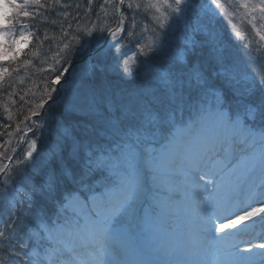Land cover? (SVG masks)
<instances>
[{
  "label": "snow or ice",
  "instance_id": "snow-or-ice-1",
  "mask_svg": "<svg viewBox=\"0 0 264 264\" xmlns=\"http://www.w3.org/2000/svg\"><path fill=\"white\" fill-rule=\"evenodd\" d=\"M99 7L0 0V92L63 37L0 151V264H264V46L229 26L264 0Z\"/></svg>",
  "mask_w": 264,
  "mask_h": 264
},
{
  "label": "trees",
  "instance_id": "trees-1",
  "mask_svg": "<svg viewBox=\"0 0 264 264\" xmlns=\"http://www.w3.org/2000/svg\"><path fill=\"white\" fill-rule=\"evenodd\" d=\"M45 38H46V36L43 37V36L41 35V39H40L41 42H40V45L43 44V43L45 42ZM54 39H57V37H55ZM38 42H39V41H37L35 44L37 45ZM55 43H57V41H55ZM91 44H92V45H91V48H92V46L94 45V42L92 41ZM55 47L57 48V50H59L58 48H60V45L55 44ZM53 51H55V49H54ZM7 129H8V128H7Z\"/></svg>",
  "mask_w": 264,
  "mask_h": 264
},
{
  "label": "rangeland",
  "instance_id": "rangeland-1",
  "mask_svg": "<svg viewBox=\"0 0 264 264\" xmlns=\"http://www.w3.org/2000/svg\"><path fill=\"white\" fill-rule=\"evenodd\" d=\"M151 3L156 4L159 7L162 4V0H152ZM152 11H155V9H153ZM19 87H20V85H19Z\"/></svg>",
  "mask_w": 264,
  "mask_h": 264
}]
</instances>
